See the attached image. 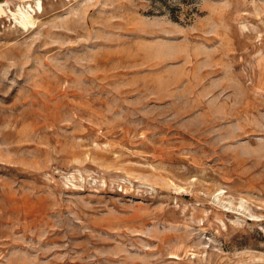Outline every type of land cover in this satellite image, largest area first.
Listing matches in <instances>:
<instances>
[{
	"label": "rangeland",
	"instance_id": "rangeland-1",
	"mask_svg": "<svg viewBox=\"0 0 264 264\" xmlns=\"http://www.w3.org/2000/svg\"><path fill=\"white\" fill-rule=\"evenodd\" d=\"M0 4V264H264V0Z\"/></svg>",
	"mask_w": 264,
	"mask_h": 264
},
{
	"label": "bare ground",
	"instance_id": "bare-ground-1",
	"mask_svg": "<svg viewBox=\"0 0 264 264\" xmlns=\"http://www.w3.org/2000/svg\"><path fill=\"white\" fill-rule=\"evenodd\" d=\"M37 7V9H40V7H41V5H40V2L38 1L37 2V5H36ZM2 5L0 4V12L1 11H3V9H2ZM18 16V22L20 23V25L22 26V27H24V28H26V27H28V26H31V25H33V23H34V19H33V17H32V15L31 14H29L28 12H27V10L25 11V10H23L22 8H18V12L16 13V17Z\"/></svg>",
	"mask_w": 264,
	"mask_h": 264
}]
</instances>
